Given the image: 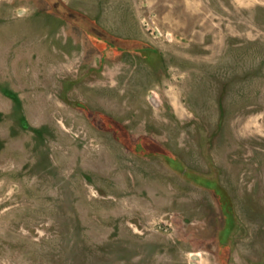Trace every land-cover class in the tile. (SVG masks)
I'll list each match as a JSON object with an SVG mask.
<instances>
[{
  "label": "rangeland",
  "instance_id": "rangeland-1",
  "mask_svg": "<svg viewBox=\"0 0 264 264\" xmlns=\"http://www.w3.org/2000/svg\"><path fill=\"white\" fill-rule=\"evenodd\" d=\"M0 264H264V0H0Z\"/></svg>",
  "mask_w": 264,
  "mask_h": 264
}]
</instances>
